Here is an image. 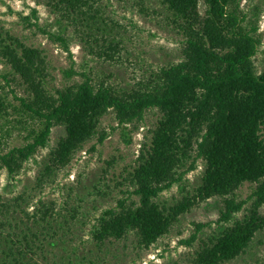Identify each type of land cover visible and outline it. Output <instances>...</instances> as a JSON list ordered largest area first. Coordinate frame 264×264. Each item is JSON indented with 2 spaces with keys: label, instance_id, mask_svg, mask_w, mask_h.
<instances>
[{
  "label": "trees",
  "instance_id": "obj_1",
  "mask_svg": "<svg viewBox=\"0 0 264 264\" xmlns=\"http://www.w3.org/2000/svg\"><path fill=\"white\" fill-rule=\"evenodd\" d=\"M99 1L41 0L55 16L79 25L94 43L95 28L105 22ZM239 4L240 0H162L182 36V60L153 72L127 92L96 84L86 75L81 83L54 89L43 52L0 32V61L25 92L20 97L11 92L10 99L0 87V122L16 114L14 122L26 133L24 145L7 151L0 135V170L11 178L47 146L54 127H62L64 136L50 151L47 176L68 167L91 141L103 143L108 135L100 124L107 113L114 114L118 126L139 123L148 111L159 114L149 145L143 146L124 178L129 190L122 192L114 208L101 213L89 232L95 252L79 256L78 246H55L59 228L72 235L63 227L68 228L76 215L62 222L56 210L43 203L27 213L24 196L0 203V264H107L104 249L109 244L132 234L136 247L148 250L196 202L213 198L223 203L217 222L232 225L196 251L194 264H226L245 253L264 230V72L258 74L253 64L261 44L258 25L247 20ZM53 38L68 51L65 39ZM73 74L70 70L65 76ZM198 163L204 174L197 196L171 206L161 203L160 195L181 184ZM244 184L254 188L241 201L236 193ZM248 202L243 217L234 221ZM202 227L197 225V232ZM195 239L194 234L184 244L190 247Z\"/></svg>",
  "mask_w": 264,
  "mask_h": 264
},
{
  "label": "rangeland",
  "instance_id": "obj_2",
  "mask_svg": "<svg viewBox=\"0 0 264 264\" xmlns=\"http://www.w3.org/2000/svg\"><path fill=\"white\" fill-rule=\"evenodd\" d=\"M99 4L105 22L99 21L95 28V43L86 38V32H82L79 25L75 27L55 16L41 0H0V32H9L26 46L43 52L49 82L54 89L81 83L82 75H86L96 84L127 92L153 72L182 60V36L162 0H100ZM239 6L247 20L258 25L261 44L253 64L260 74L264 72V0H240ZM33 24L38 28L31 26ZM54 36L65 39L68 51ZM70 70L75 74L66 77L65 73ZM0 87L10 99L11 92L19 97L25 93L18 78L1 61ZM16 119V114L10 113L0 122L4 151L25 144L26 133L14 122ZM158 119V112L153 110L146 112L139 123L118 126L114 114L107 113L100 124L101 131L108 135L103 143L91 141L68 167L47 176L45 168L49 165L50 151L64 136L62 127H54L47 146L38 150L17 176L11 178L6 171L0 170V203L26 196L27 202L22 206L27 213L33 211L34 205L43 203L54 208L62 222L74 213L75 220L68 228L63 227L72 235H65L56 223L53 225L60 237L54 242L55 246L59 249L78 246L79 256L95 252L89 232L101 213L114 208L117 200L123 197L122 192L128 189L124 186V178L136 165L143 146L149 145ZM203 174V164L198 163L197 169L181 184L160 195V202L171 206L184 198L196 197ZM253 188L254 185L244 184L236 193L237 199L247 200ZM249 206L250 202L242 212L235 214L234 221L241 219ZM222 210L219 198L196 202L179 218L170 233L148 250L138 249L132 234L109 244L104 249L106 263L194 264L196 251L216 237L223 227L232 225L217 222ZM197 225L203 226L199 232ZM194 234L195 241L190 247L186 246L184 242ZM226 264H264V230L255 236L245 253Z\"/></svg>",
  "mask_w": 264,
  "mask_h": 264
}]
</instances>
